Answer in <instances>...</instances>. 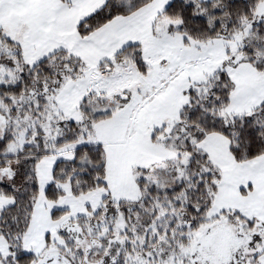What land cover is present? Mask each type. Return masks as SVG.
Masks as SVG:
<instances>
[{
	"label": "snow or ice",
	"instance_id": "snow-or-ice-1",
	"mask_svg": "<svg viewBox=\"0 0 264 264\" xmlns=\"http://www.w3.org/2000/svg\"><path fill=\"white\" fill-rule=\"evenodd\" d=\"M0 264H264V0H0Z\"/></svg>",
	"mask_w": 264,
	"mask_h": 264
}]
</instances>
